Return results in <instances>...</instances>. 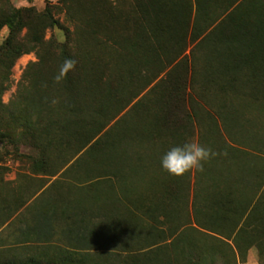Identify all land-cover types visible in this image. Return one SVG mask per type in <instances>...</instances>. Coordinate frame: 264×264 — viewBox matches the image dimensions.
Returning a JSON list of instances; mask_svg holds the SVG:
<instances>
[{
	"label": "trees",
	"instance_id": "trees-1",
	"mask_svg": "<svg viewBox=\"0 0 264 264\" xmlns=\"http://www.w3.org/2000/svg\"><path fill=\"white\" fill-rule=\"evenodd\" d=\"M65 1L70 3L68 11L81 3ZM8 4L0 18V32L10 29L0 45V65L11 69L30 51L39 57L31 64L36 68L31 82L35 92L23 96L22 127L31 130L42 125L49 109L57 124L62 116L56 110L64 106L70 116L63 119L66 129L60 130L75 146L72 157H96V167L103 165L86 177L96 182V207H85V218L68 215L80 221L63 229L74 248L86 250L75 253L76 257L68 250L71 259L79 264H239L256 247L259 263L264 264V142L260 137L256 143L249 142L256 152L247 150L246 157L242 151L235 153L237 177L228 176L230 183L217 186L202 204L194 200L198 226L193 219L188 225L182 220L184 211H189L190 182L184 178L178 185L184 190L185 210L175 204V193L172 198L167 195L166 203L157 188L143 192L130 182L142 153L133 160L140 151L129 150L130 141H136L144 145L143 156L166 154L172 148L166 140L170 136L179 135L183 144L192 142L199 127V138L206 139L212 133L204 127L211 124L216 125L215 138L222 141L224 128L229 135L241 130L239 121L245 113L237 103L258 104L264 110V0H135L133 14H127L134 23L130 19L132 25L116 35L106 33V41L92 39H99L103 24L96 22V16L77 21L74 32L81 39L77 38V47L70 45V38L66 42L47 39V26L39 25L32 7ZM110 4L101 9L106 17L113 12ZM39 16L62 24L50 7ZM67 31L70 36L71 30ZM102 43L108 46L106 56L100 52ZM196 47L204 51L203 57L196 54ZM66 58L74 59L76 67L58 84L53 78ZM245 120L242 124H247ZM60 130L56 128L55 134H62ZM229 147L223 143L218 147V163L225 164ZM206 167L199 179L214 175ZM152 181L158 184L156 178ZM170 203L172 210L166 209ZM57 212L36 214L37 220L22 230L21 241L49 240ZM95 215L97 220L92 221ZM192 233L197 242L191 240ZM30 247L11 248L0 264L36 263ZM95 249L101 253L92 255Z\"/></svg>",
	"mask_w": 264,
	"mask_h": 264
},
{
	"label": "rangeland",
	"instance_id": "rangeland-1",
	"mask_svg": "<svg viewBox=\"0 0 264 264\" xmlns=\"http://www.w3.org/2000/svg\"><path fill=\"white\" fill-rule=\"evenodd\" d=\"M109 1H111L109 2L111 3L110 5L113 6V12L108 13L110 16L106 17L107 15L105 14L107 13L101 10L105 9L106 4H109L105 0H81V3L77 4L75 9L70 11L67 10L70 3L65 0H0V18L3 17L6 11L5 8L9 7L8 3L18 8L32 7L36 15L34 18L38 21L39 25L41 27L47 26V39L55 38L59 42H66L70 38V45L77 47L76 45L80 42L76 40L80 38L74 32V24L82 19L86 21L89 15L96 16V22L101 21L103 23L98 28L99 39L94 40L92 38L94 42H101L100 38L106 41V33L112 32L115 35L120 33L126 25V28L132 25L130 19L134 23V18L129 17L128 19L127 14H133L135 0ZM47 7H50L54 19L60 20L62 24H53L48 18H40V12L44 11ZM115 8L116 10L114 11ZM117 9L120 10L118 11ZM90 22L93 23L91 20ZM108 25L109 27H107ZM67 28L71 30L70 36ZM85 30L86 27L84 26L83 31ZM9 34L10 29L7 27L1 30L0 45ZM106 45L102 43L100 46L102 54L108 50V46ZM199 48L201 47H196V54H199L201 58L204 51ZM103 55L106 56V54ZM38 59L37 53L30 51L21 55L12 65L11 69L3 68L0 65V251L2 250L0 252V259L3 260L2 257L8 252H12L10 249L13 247L22 251L31 246L29 248L31 250L30 253L37 259L36 263L32 264H79V262L71 259L69 252L74 251V254H80L81 252H86V250L74 248L64 235L63 229L74 221H80V217L85 216L83 212L85 207H96V182H88L86 181V177L95 175L97 169H103V165L100 164V167H96V157L88 155L80 156L82 154H78L74 158L72 157V153L75 152L73 150L75 146L72 147L73 144L68 141L69 136L63 133L66 129L65 120L63 119L70 116V112L64 106L56 110L60 114L58 116H62V120L57 119V124L53 121L55 114L49 109L45 112L46 120H44L42 125L35 126L31 130H28L27 127L26 129L22 127L24 118L22 106L25 103L22 102L24 101L23 96H27V94L36 89L33 83H31L34 79L32 73L36 72V68L31 67V64L38 62ZM2 89L3 91H1ZM62 99L64 101V96ZM57 100L58 97L53 100V103ZM245 102H236V105L245 113L243 118L247 119L245 120L247 124H242L244 123L243 118L239 117L241 130H236L233 134L234 137L231 134L227 136L235 144L247 145L249 146L248 148H252L249 142L256 143L259 137L264 142V110H262L263 108L260 109L258 104H248L247 102V104H244ZM16 119L17 122H15ZM58 120H61V122H58ZM51 121L55 124H51ZM219 124L221 123L219 122ZM244 125H246L245 129L242 128ZM117 127L121 128L120 125ZM56 128L57 130L64 129L59 131L62 134H60L61 139L59 138L58 140H55L56 137L60 136H58V133L55 134ZM204 128L205 130H210V126L209 128L207 126ZM196 130L197 128H195V133ZM216 131V125L213 124L212 126L211 124L210 132L212 134H210L208 141L207 138H197V134L192 138V142H197L206 148L210 147L216 153L204 164L203 168V171L206 170L207 165L212 168L214 175H211L215 182H217V173L220 171L217 167L218 147L228 140L225 134L223 135L225 138L223 137L222 141L217 140L215 138ZM247 136L250 140H247ZM244 138L246 142L242 141ZM176 141L179 142L180 138L177 137ZM130 144L131 148L129 150L134 152L138 149V152L140 151L138 156L136 154L131 159L137 160L142 153L140 157L143 160L142 147L144 145L136 141H130ZM262 149H264L263 146ZM142 166L140 165V167ZM195 171L196 174L194 175ZM195 171L187 173L188 176L185 174V178L188 180V183L198 178L196 182H200V184L197 187L201 186L203 188V181L208 178L199 179V177L204 175H202L203 171ZM127 173L126 179L128 180V177L130 178L129 171ZM131 175V185L141 189L149 185L150 174L143 177L142 172L139 173L135 170ZM151 176L154 177V173ZM114 182L117 184L116 177H114ZM116 188L119 193V186L116 185ZM99 201L102 203V200ZM52 209H58V216L53 219L55 229L52 230L53 234L51 238L49 240L22 242V230L26 223H34L37 220L36 216L40 212ZM65 213L67 214L65 215ZM72 214L77 215L79 219H71L69 216ZM9 215L10 217H8ZM7 218L9 219L4 223L3 220ZM191 219H193L192 211L189 208V211H184L182 220L183 223L188 222V225L191 223ZM95 220H97L96 215L92 221ZM159 226L163 227L162 224H159ZM163 228L165 229V227ZM201 238L204 239V236ZM191 240L197 242L196 234H191ZM211 240L209 242H213ZM98 253H101V250L95 249L92 255ZM197 254L199 253L192 256L195 257ZM20 256L19 254L16 255L19 259L21 258ZM239 264H260L258 249L256 247L251 248L246 261Z\"/></svg>",
	"mask_w": 264,
	"mask_h": 264
},
{
	"label": "crops",
	"instance_id": "crops-1",
	"mask_svg": "<svg viewBox=\"0 0 264 264\" xmlns=\"http://www.w3.org/2000/svg\"><path fill=\"white\" fill-rule=\"evenodd\" d=\"M240 128H241V126H240ZM223 132L226 135V138L228 139L223 144L225 146H230L229 148H231V149H229L228 157H226V159H225L226 160L225 164H221V163L217 162L218 169H221V167H222V169L224 170L223 172H221L222 174L220 173V171H218V173H217L218 177L216 178L217 182H215L212 179L213 176L206 177L208 179L203 181L204 182V187L202 188L201 186L197 187V182L196 181H198V178L197 179H193L192 181H190L191 191H189V195H190L189 196V199H190L189 208L192 211V218H193V222H194L193 225L194 226H198L196 224L195 220H194L195 219L194 218V206H193L194 200L196 199V200H198V203L200 202L202 204L204 198L207 197V195H210L211 193H213L217 186L226 187L228 185V183H230L231 179H229L228 176L230 178H234L235 176L237 177V174H238L237 168L238 167H236L235 161L237 160L238 157L235 155V153H238V152L242 151V154L244 155V157H246L247 156V153H246L247 150L252 151V152H256L252 148H248L249 146H247V145L233 143L227 136V135H229L228 132H226L227 134L225 133V130H223ZM199 133H200V130L197 127V130H196L197 138L199 137ZM177 137L180 138L179 142L176 141ZM209 138H207V141H208ZM166 140H167V143L168 142L171 143L172 147L174 145L175 146H182V144H183L182 143L183 139L181 140V137L179 135L170 136V138L166 139ZM242 141L246 142L245 139H243ZM178 143L180 145H178ZM164 155H165V153L164 154H159L157 156H145L144 155L143 156V160H142V157H140L141 158V162L139 163V165H143V166L142 167H137L138 168L137 171L139 173L142 172L143 173V177L150 174L149 185L146 188H144V189L142 188V191L145 192V193H149V192L151 193L153 187L155 189L157 188L158 191H159V195L163 196L162 198H163L164 201H166V203H167V195H170L171 198H172L174 196V193H175L176 194V199H175L176 202H175V204L183 209L184 206H183L182 198L184 197V192H183L184 190L183 191L180 190V188H178V185H180L182 183V181L185 178V175L178 177V176L170 175L167 171H165L162 168V165H161V159H162V157ZM228 159L230 161L233 160L231 162L232 164H227V163L230 162ZM239 160H241L240 157H239ZM227 161H229V162H227ZM141 168H143V169H141ZM227 169H229V170H227ZM152 173H154V177L151 176ZM195 174H196V171L194 172V175ZM187 176H188V174H187ZM156 177H158V178H156ZM154 178H156L158 180L157 181L158 184L152 185L151 182H153L152 179H154ZM171 184H175V187H173ZM200 203H199V205H200ZM167 206L168 207L166 209L170 208L172 210L171 203L169 205H167ZM196 207H198V205ZM204 208L205 207H202V209H204ZM182 209H181V211H182ZM183 210H185V209H183ZM202 220H203V218H202Z\"/></svg>",
	"mask_w": 264,
	"mask_h": 264
},
{
	"label": "clouds",
	"instance_id": "clouds-1",
	"mask_svg": "<svg viewBox=\"0 0 264 264\" xmlns=\"http://www.w3.org/2000/svg\"><path fill=\"white\" fill-rule=\"evenodd\" d=\"M76 61L66 58L61 64L58 73L54 76L56 83L67 78L69 72L75 70ZM216 153L197 142H187L182 146L172 147L161 159L162 168L170 175L183 176L193 170L203 171L204 164Z\"/></svg>",
	"mask_w": 264,
	"mask_h": 264
}]
</instances>
